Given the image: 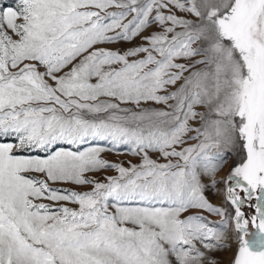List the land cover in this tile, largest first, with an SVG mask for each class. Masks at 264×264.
<instances>
[{"label": "snow or ice", "instance_id": "snow-or-ice-1", "mask_svg": "<svg viewBox=\"0 0 264 264\" xmlns=\"http://www.w3.org/2000/svg\"><path fill=\"white\" fill-rule=\"evenodd\" d=\"M0 264H264V0H0Z\"/></svg>", "mask_w": 264, "mask_h": 264}, {"label": "rangeland", "instance_id": "rangeland-1", "mask_svg": "<svg viewBox=\"0 0 264 264\" xmlns=\"http://www.w3.org/2000/svg\"><path fill=\"white\" fill-rule=\"evenodd\" d=\"M110 159H116V157H114V156H111V157H109ZM228 258V254H221L220 255V259H222V260H226Z\"/></svg>", "mask_w": 264, "mask_h": 264}]
</instances>
